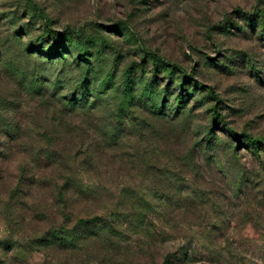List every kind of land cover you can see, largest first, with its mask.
I'll return each mask as SVG.
<instances>
[{"label":"rangeland","instance_id":"rangeland-1","mask_svg":"<svg viewBox=\"0 0 264 264\" xmlns=\"http://www.w3.org/2000/svg\"><path fill=\"white\" fill-rule=\"evenodd\" d=\"M83 48L90 63L73 71L71 83L91 70V107H99L91 108V129L80 117L68 124L91 136L88 149L102 147L96 164L74 173H84L92 191L70 189L60 201L43 184L16 192L11 206L0 202V264H164L167 254L174 258L166 264H264V0H0V96L17 91L10 77L39 74L40 56L61 49L75 61ZM151 54L181 71L170 74ZM125 75L142 96L129 109ZM33 106L24 113L42 130L69 137L55 121L61 114H45L46 121ZM245 135L261 142L259 151ZM56 143L72 151L70 142ZM24 161L29 171L20 154L5 164L16 171ZM147 165L168 173L173 187L193 190L194 199L212 198L221 221L195 212L155 217L132 206L135 195L151 191ZM45 168L42 175L52 171ZM237 178L246 185L238 189ZM122 212L132 214V226L142 222L140 232L113 237L103 229L75 247L60 239L77 218L115 222ZM50 229L59 238L47 243Z\"/></svg>","mask_w":264,"mask_h":264},{"label":"trees","instance_id":"trees-1","mask_svg":"<svg viewBox=\"0 0 264 264\" xmlns=\"http://www.w3.org/2000/svg\"><path fill=\"white\" fill-rule=\"evenodd\" d=\"M68 35V31L58 33V36L62 38ZM65 53L67 52L58 49V51L52 55L40 56V58L43 59L38 65L39 69L37 67L39 74H33L30 80L22 81L18 79L14 80L10 77L8 81L11 85L16 86L17 91L13 94L9 92L0 96V195L2 194V196H0V202L4 206H11L12 198L16 192L20 190H32L35 187L41 188L43 184L50 185L52 188L54 187L56 190L55 194L60 201H63L64 194L70 189L83 192L90 190L92 187L86 184L83 185L85 180H82L81 177L85 175L84 173L78 175L79 177L76 179L74 173L76 169L96 164L98 162L97 153L101 152L102 147L97 143L95 148L93 145L91 150L88 149L86 146L92 145L91 136L85 134L84 131L76 130H81L82 128H77V126L74 128V126L68 124L69 120L73 122L74 117H80L86 124V128H88V130L89 128L91 129V108L99 107V104L91 107V94H89L91 80L90 77H88L91 70L87 72V69L84 68V75L80 77V75L75 74L77 76L75 78L76 84L71 83L73 71L76 70L81 73L80 70L82 65L90 63L87 57L89 54L88 50L83 48L77 55L78 58H76L75 61H71L66 59ZM151 57L153 61L158 63L157 65H162L164 67L168 66L170 74L173 70L181 71L174 64H167L154 54H151ZM126 70L129 71V68L127 67ZM38 75L40 78H38ZM125 76L121 84L124 90L123 104L129 109L136 107L138 105V100H141L142 96L135 98L134 90L131 87L133 83L130 82L127 75ZM63 90H67L66 93L68 94H62ZM208 95H211L210 92H208ZM35 97L39 100H36ZM143 101H150L151 105L154 104L153 98H144ZM28 102L34 105L31 109L35 111L41 109V111H44L43 118L46 121L48 119H46L47 116L45 114H53L52 112L61 114L60 119H55V121L65 128V132L69 137L65 138V136L52 135L51 133L49 134L48 131L42 130L38 124L41 120L34 119L35 116H30V113H24L26 108H28ZM81 109L84 111H80ZM212 110L215 116L217 112L215 109ZM124 116L125 115L118 113L119 119L124 118ZM110 125L113 129L117 130L112 123H110ZM31 126H33V128L28 130ZM211 133L215 135L213 130L212 132L208 130V138ZM228 133L234 138L241 136V134H237L233 130H228ZM99 136H101L102 139L106 137L104 133H101ZM245 137H247L248 145H250L255 152L259 151L261 142L247 135H245ZM58 139L64 142H70L72 151H69V149L64 151L62 148L58 151L57 148L60 147L56 145ZM82 147H85L84 149L86 150L81 151L78 149ZM77 151L78 153L76 154ZM69 153H71V156ZM16 154H20L24 160H26V158L28 159L30 162L28 165H31L29 171L24 168V166H27L25 165V161L22 165L18 166L16 171L8 170L5 163ZM119 158L122 159L124 163H134L132 162V157L131 160H127V158L121 154ZM49 167L51 168L50 171H52L47 173V175H42L44 172L40 171L44 168L48 169ZM262 170L264 174V164ZM146 171L148 172L145 174L148 177L149 184L152 185L151 191L146 195H135L132 201L133 203H131L132 206L135 205L137 208L149 211L155 217H161L171 213L182 214L183 216V214L187 215L190 212H195V218L201 221H210L211 219L212 222L221 221V216L217 215L216 210L222 206H216L212 198L206 201H202L200 198L194 199L199 195L193 194L194 191L190 190V188L186 191L187 188L173 187L168 173L153 165H147ZM57 181H61L59 186H57ZM236 181L235 185L238 189L246 185L242 178H237ZM262 193L264 195V190ZM4 194H6V197L3 199ZM195 200H198V203L195 202ZM119 214L122 215V218H119ZM119 214H113V220L115 222L100 217L88 219L77 218L73 225L67 228L60 239L64 241L63 243H67L65 244L66 246L70 243L72 247H75L78 241H84L92 235L98 237L100 231L103 229H107V232L113 237L117 235L119 230H122V232H131V235L140 232V226H142L141 221L139 224H133L132 226V214H124L123 212ZM95 228L96 231L92 232V229ZM45 234L48 237L46 238L48 239L47 243H50L51 239L55 240L59 238L53 229L48 230ZM79 234L83 235L77 238ZM172 258H174V256L171 254L164 256V264L169 263V260Z\"/></svg>","mask_w":264,"mask_h":264}]
</instances>
